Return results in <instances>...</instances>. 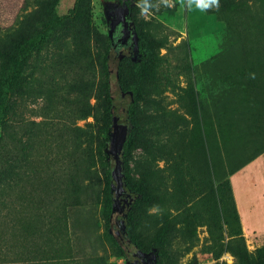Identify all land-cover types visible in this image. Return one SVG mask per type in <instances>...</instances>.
<instances>
[{"label": "rangeland", "instance_id": "374dc122", "mask_svg": "<svg viewBox=\"0 0 264 264\" xmlns=\"http://www.w3.org/2000/svg\"><path fill=\"white\" fill-rule=\"evenodd\" d=\"M137 6L141 10L134 22L153 42L162 60L160 72L168 81H164L163 93L145 96L130 118L140 126L136 138L151 147L150 154L141 150L132 154L131 173L135 182L150 180L148 192L166 201L165 206L168 202L173 213L199 204L184 213L185 225L169 233L158 256L151 250L161 229L158 210L139 205L133 214L137 224L134 239L145 252L155 253L157 264H214L221 256L229 258L221 264H234L231 245L241 234L247 253L254 258L255 251L264 247V0H219L218 8L204 12L189 9L187 0H141ZM74 9L90 12L91 21L76 29H60L54 37L69 42L80 33L87 42L73 53L78 58V72L85 70L89 83L85 92L91 107L90 114L76 123L85 131L74 151L81 171L72 181L71 195L32 193L22 199L14 187L12 219L15 223L21 200L32 207L38 201L45 217L55 226L59 219L65 227L69 250L64 253L70 261L129 264L104 237L103 215L105 178L114 162L107 153L109 137L103 135L102 63L114 35V31L110 33L113 14L125 12L124 8L116 0H0V28L15 29L23 23L36 36L52 17L62 19ZM35 23L38 26L33 29ZM57 50L56 44H51L33 55L22 75L28 77ZM136 57L133 53L122 64L125 85ZM76 73L70 68L66 75L71 80L77 78ZM23 100L14 95L18 117L40 122L44 100ZM56 134L60 132L53 129L45 133L49 142ZM48 149L43 145L36 154L50 156L52 162L32 165L41 169L51 166L56 184H62L69 165ZM17 157L16 151L14 170H19ZM4 160L0 170L5 167ZM30 166L23 163L21 170ZM1 197L0 221L8 212ZM118 216L121 221L122 214ZM3 226L2 220L0 229Z\"/></svg>", "mask_w": 264, "mask_h": 264}, {"label": "trees", "instance_id": "16d2710c", "mask_svg": "<svg viewBox=\"0 0 264 264\" xmlns=\"http://www.w3.org/2000/svg\"><path fill=\"white\" fill-rule=\"evenodd\" d=\"M127 12L128 18L134 25L132 35V46H137L136 59L131 63V76L128 83H123L122 64L127 56L123 51L115 49L113 41L108 47L104 56L102 70L105 77V128L103 135L110 137V126L112 121L111 103L118 92L130 100L129 123L130 129L127 140L121 154L123 184L126 192L133 199L130 206L121 213L116 209L118 199L114 198V188L110 180V172L105 178V204L103 215L106 220L104 237L113 243L118 252L126 258L129 263L132 250L147 253L136 242L133 233L137 224L133 220L135 209L139 205H145L147 209H157L160 218L161 229L157 233L151 250H155L158 256L164 246L169 233L178 226H184L183 216L186 211L194 209L199 202L192 204L183 211H171L166 201L160 200L157 196L150 194L151 181L144 180L135 182L131 173L130 162L132 154L141 150L150 154L151 147L147 142L136 138L140 132L139 123L130 121L131 116L136 114L139 103L145 96L161 94L166 86L160 72L162 60L158 56L154 44L145 35L141 27H138L134 19L140 12L137 6L141 0H116ZM65 20V22L63 21ZM91 21V13L74 9L73 14L62 19L52 17L43 27V30L33 36L23 23L17 28H0V161L4 160L5 167L0 170V195L1 201L8 212L2 216L4 226L0 229V264H91L89 260L83 262H72L65 253L69 250L68 241L63 234V228L59 219L54 225L53 220L44 216L40 203L32 207L29 202L21 200L18 206L16 218L13 223L11 212V195L15 187L17 196L22 198L36 194L45 196L52 193L63 192L71 195L76 175L81 171L77 168L78 160L75 159L74 151L80 147L79 137L85 131L76 126L78 121L84 120L91 111L88 102L86 89L89 83L85 77V70L78 72L76 62L78 58L73 55L76 49L87 45L80 33L69 42H62L54 37L55 32L72 27H82ZM38 26L35 23L33 29ZM51 44L58 47L56 54H51L50 59L35 66L28 77L22 74L29 64L33 55H38L44 48ZM71 49V50H70ZM74 61V62H73ZM77 71L76 77L68 79V69ZM74 94V96H71ZM14 95L24 97L23 101L41 97L45 105L40 108L41 121H24L17 114L19 104L15 103ZM60 101H66L62 104ZM58 130L53 141L47 140V130ZM50 134V138H51ZM48 143V146L46 143ZM48 147V151L55 150L61 155V161L69 165V173L66 181L56 184V173L47 166L43 169L33 166V162L49 164L52 162L50 156L42 157L39 154L41 146ZM18 152L19 170H14L13 161L15 152ZM8 157V158H3ZM108 157V156H107ZM8 159V160H7ZM30 163V168L21 170L23 163ZM17 168V167H16ZM71 171V172H70ZM74 175H73V173ZM40 201V200H39ZM123 202H120L122 204ZM28 204V205H27ZM27 205V206H26ZM31 207V209L29 208ZM29 209V212H28ZM122 214V220L119 214ZM55 219V218H54ZM0 221V222H1ZM123 221V225H122ZM200 225H205L200 222ZM238 234L236 243L232 242L231 251L236 261L234 264H264V247L254 253V258L247 253L244 240ZM66 251V252H65ZM65 252V253H64Z\"/></svg>", "mask_w": 264, "mask_h": 264}, {"label": "water", "instance_id": "95a60500", "mask_svg": "<svg viewBox=\"0 0 264 264\" xmlns=\"http://www.w3.org/2000/svg\"><path fill=\"white\" fill-rule=\"evenodd\" d=\"M115 14L119 16L127 15V12L120 11ZM112 32H113V27L111 24L110 33ZM134 37L136 39V35H134ZM136 50H137V46L135 45L134 51ZM112 52L114 53V50ZM129 108H130V100H128L122 93L118 92L116 96L113 98L111 103L112 121H111V128H110L111 132H110L108 151H107L110 159H112V161L114 162L110 170V180L114 188L115 199L124 196V194L126 193V189L123 184L121 154L123 152V146L127 140V136L130 129ZM132 200L133 199H130L129 201L126 202L127 208L130 206ZM122 225H123V221H122ZM149 255L152 260L156 261L155 253L151 252Z\"/></svg>", "mask_w": 264, "mask_h": 264}, {"label": "flooded vegetation", "instance_id": "af4514ba", "mask_svg": "<svg viewBox=\"0 0 264 264\" xmlns=\"http://www.w3.org/2000/svg\"><path fill=\"white\" fill-rule=\"evenodd\" d=\"M120 12V11H117ZM115 12V13H117ZM113 14L111 24L113 27L114 35L112 36L113 45L115 46L114 52L121 50L125 52V56L131 57L133 53L136 54L134 48L132 46V35L134 36L133 24L128 18V15H116ZM118 34V35H117ZM135 39V37H134ZM130 43V45H129ZM133 50V53H132ZM119 202L116 203V209H118L121 213L124 212L125 207H127L126 202L130 200V194L126 192L124 196L117 198ZM125 200V201H124ZM120 202H123L120 204ZM132 257L129 260V264H154L156 261L150 258L149 253H142L139 251L132 250ZM157 264V263H156Z\"/></svg>", "mask_w": 264, "mask_h": 264}, {"label": "clouds", "instance_id": "9594fccd", "mask_svg": "<svg viewBox=\"0 0 264 264\" xmlns=\"http://www.w3.org/2000/svg\"><path fill=\"white\" fill-rule=\"evenodd\" d=\"M190 3L191 8L198 9L202 12L219 7V0H187Z\"/></svg>", "mask_w": 264, "mask_h": 264}, {"label": "built area", "instance_id": "2783aa9c", "mask_svg": "<svg viewBox=\"0 0 264 264\" xmlns=\"http://www.w3.org/2000/svg\"><path fill=\"white\" fill-rule=\"evenodd\" d=\"M229 258L225 257V256H221L219 258H217V260H214L213 263L214 264H221L223 261H227ZM228 262V261H227ZM203 264H206V263H203Z\"/></svg>", "mask_w": 264, "mask_h": 264}, {"label": "crops", "instance_id": "0c3cea01", "mask_svg": "<svg viewBox=\"0 0 264 264\" xmlns=\"http://www.w3.org/2000/svg\"><path fill=\"white\" fill-rule=\"evenodd\" d=\"M249 207H251V203L249 204Z\"/></svg>", "mask_w": 264, "mask_h": 264}]
</instances>
